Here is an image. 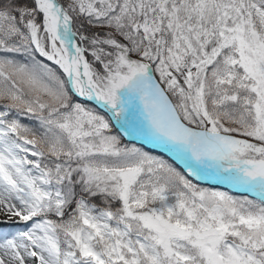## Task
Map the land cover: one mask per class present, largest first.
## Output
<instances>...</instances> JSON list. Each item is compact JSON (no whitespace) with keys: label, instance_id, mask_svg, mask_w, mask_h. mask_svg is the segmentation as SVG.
Wrapping results in <instances>:
<instances>
[{"label":"snow or ice","instance_id":"snow-or-ice-1","mask_svg":"<svg viewBox=\"0 0 264 264\" xmlns=\"http://www.w3.org/2000/svg\"><path fill=\"white\" fill-rule=\"evenodd\" d=\"M0 264H264V0H0Z\"/></svg>","mask_w":264,"mask_h":264},{"label":"rangeland","instance_id":"rangeland-1","mask_svg":"<svg viewBox=\"0 0 264 264\" xmlns=\"http://www.w3.org/2000/svg\"><path fill=\"white\" fill-rule=\"evenodd\" d=\"M90 106V105H89ZM91 107V106H90ZM23 122L24 123H29V121H27V120H23ZM124 143H126V144H132V143H129V142H127V141H123ZM137 146V145H136ZM137 147H139V146H137ZM142 148V147H141ZM144 150V149H143ZM146 151V150H145ZM152 155H155V156H159V155H156V154H153V153H151ZM201 187H209V188H212V186H205L204 184H199ZM215 188H217V187H215ZM217 189H219V190H222V191H228L229 192V194H231V195H234V196H241V194H235V193H233V192H231V191H229V190H226V189H220V188H217ZM250 198H252V197H250ZM4 227V229L6 230V231H15L16 230V227H24L23 225H19V226H15V227H9V226H3Z\"/></svg>","mask_w":264,"mask_h":264},{"label":"bare ground","instance_id":"bare-ground-1","mask_svg":"<svg viewBox=\"0 0 264 264\" xmlns=\"http://www.w3.org/2000/svg\"><path fill=\"white\" fill-rule=\"evenodd\" d=\"M211 182H213V183H215L214 181H212V180H210ZM217 184V183H216ZM222 185H224V184H222ZM246 194H248V193H246Z\"/></svg>","mask_w":264,"mask_h":264}]
</instances>
